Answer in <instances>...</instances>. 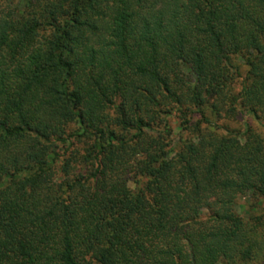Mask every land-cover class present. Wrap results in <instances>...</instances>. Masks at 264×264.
Returning <instances> with one entry per match:
<instances>
[{
    "label": "trees",
    "instance_id": "1",
    "mask_svg": "<svg viewBox=\"0 0 264 264\" xmlns=\"http://www.w3.org/2000/svg\"><path fill=\"white\" fill-rule=\"evenodd\" d=\"M210 100L264 126V0L0 1V264L253 258L264 136Z\"/></svg>",
    "mask_w": 264,
    "mask_h": 264
},
{
    "label": "rangeland",
    "instance_id": "2",
    "mask_svg": "<svg viewBox=\"0 0 264 264\" xmlns=\"http://www.w3.org/2000/svg\"><path fill=\"white\" fill-rule=\"evenodd\" d=\"M6 5V7L11 11L13 8H17L25 3V0H0ZM236 89L238 87L236 86ZM212 100H210L208 106L205 109L206 116L218 123L220 126L225 128L216 130L217 136L226 134V131L232 133H239L241 137L244 135L247 124L250 128L259 133L260 136H264V126L257 124L255 121L249 119L248 117L242 116L240 113L229 114L228 106H223L222 104L211 105ZM178 116H167L170 122V125L174 128V133L180 135V144L182 142L186 143L188 139L191 141L195 140V133L190 132V124H193L198 117H194L187 122V117L185 115L176 114ZM185 118V119H184ZM183 123V124H182ZM183 128H178V126ZM189 126V127H188ZM185 127V128H184ZM188 127V128H186ZM196 130V129H195ZM194 130V131H195ZM176 134V135H177ZM234 136L233 134H230ZM229 135V136H230ZM179 137V136H178ZM240 137V138H241ZM172 145H179L178 138L175 139V142ZM133 178L129 181V186L131 188L137 187L140 188L141 181L137 184H134ZM232 210L234 213L242 220L244 226L248 230V236L250 238L249 242L252 245L251 251H253V258L246 260L237 261L235 264H264V196H253L247 193L236 194L232 202Z\"/></svg>",
    "mask_w": 264,
    "mask_h": 264
}]
</instances>
